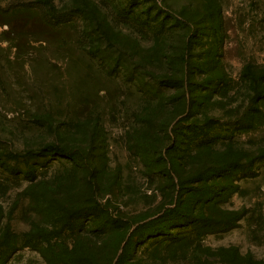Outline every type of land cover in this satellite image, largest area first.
Segmentation results:
<instances>
[{"label":"rangeland","instance_id":"1","mask_svg":"<svg viewBox=\"0 0 264 264\" xmlns=\"http://www.w3.org/2000/svg\"><path fill=\"white\" fill-rule=\"evenodd\" d=\"M0 264H264V0H0Z\"/></svg>","mask_w":264,"mask_h":264}]
</instances>
